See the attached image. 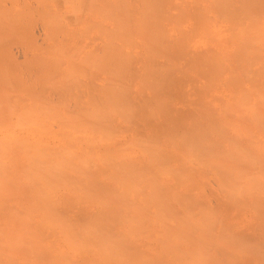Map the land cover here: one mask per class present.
Instances as JSON below:
<instances>
[{"label": "rangeland", "instance_id": "374dc122", "mask_svg": "<svg viewBox=\"0 0 264 264\" xmlns=\"http://www.w3.org/2000/svg\"><path fill=\"white\" fill-rule=\"evenodd\" d=\"M213 1L190 53L0 0V264H264V0Z\"/></svg>", "mask_w": 264, "mask_h": 264}, {"label": "bare ground", "instance_id": "6f19581e", "mask_svg": "<svg viewBox=\"0 0 264 264\" xmlns=\"http://www.w3.org/2000/svg\"><path fill=\"white\" fill-rule=\"evenodd\" d=\"M63 1L65 2V0H63ZM67 1H68L69 5H68L67 2H65L67 4V6H68V9H66V10L68 12H70L71 14H69L68 12L65 11L67 13L66 16H65V26H66V29H68V31H66V36L65 37L73 38V37H76V36H79V37L81 36V37L85 38L84 36H89V37H97V36L99 37V36H101L102 37V35H104L105 37L103 36V38L106 39L105 42H107V44H108V45H105V47L106 46L109 47L110 50H112V48L114 50V48L117 46V45L114 46L113 44H111L112 42L115 41L116 36H118V38H119V36L121 37V35L122 36L126 35V37L128 35V37L129 36L132 37V38H130V40L132 41V39L134 38L132 35H133V33L135 31L139 34V35H136V33H135L134 34L135 37L139 36L138 38L142 39V41L144 40V43L142 44L141 47L144 46L145 49H147V50L149 49L151 51L154 50V48L156 47V43H154L155 41H160L159 43L168 44L167 47H166L167 50H171L172 48H174L175 45L180 43L181 45L184 46L183 47L184 49H181V50H184V51L188 52L189 50H192V48H193V47L192 48L190 47V44L192 42H193L192 43L193 46H195L196 43H198V46H199L200 43L203 44L204 46L205 45L209 46V44L211 43V40H213L212 39L213 38V36H212V33H213L212 32V30H213L212 29V20H213L212 19L213 18L212 12L214 11L213 7H215L214 4H213L214 3L213 0H134L137 5L134 6L133 5L134 3L132 2L133 3L132 7L129 5L130 4L129 0H67ZM48 4H49V2H48ZM101 5L103 7L100 9ZM58 6L60 7L59 2H58ZM67 6H66V8H67ZM43 7H45V6H43ZM104 7H105V9H104ZM117 8H119V9L122 8V11L125 10V12L123 13L122 11H120L121 13H119ZM60 12L61 11L58 10V13H60ZM116 12H118L119 14L116 13ZM55 18L56 17L54 16L53 19L56 20ZM53 19H52V21H54ZM57 19H58V17H57ZM123 19H125V20L123 21ZM47 20H49V19H47ZM117 20L119 21L118 23H116ZM87 21H95V22H91V23H94L93 27H92L93 24L91 25V23L88 22L90 27H91V29H90L91 32H90V30H88L89 29V25H88ZM97 21H102V22H97ZM108 21H109V24H108ZM122 21H123V23H121ZM83 22L85 23V26L84 25L81 26V23L83 24ZM124 22H126V23H124ZM54 23L56 25V22H54ZM79 23H80L81 27L84 26L85 28L84 29L80 28L81 31L78 30L79 28L78 29L75 28V29L78 30V31L76 30L77 32H75L73 29L72 30L70 29L72 26H74L76 24L78 25ZM115 23L118 26L121 25V27H122V24L125 25V27L124 26L122 28L119 27V28H121V30L119 31L120 33H118V30H117L119 28L116 25H114ZM80 26L78 25V27H80ZM87 26H88V29H87ZM56 27H57V25H56ZM116 27H117V29H115ZM60 29L61 28H59V30ZM62 29L64 31L63 27H62ZM151 33H153L155 36L153 34L151 35ZM170 33H171V36L172 35H176L177 36L178 41L176 40L175 41L176 43L175 42L173 43V41H172V43H170V42L167 43L165 41V37H168V35L170 36ZM65 37H62V38H65ZM137 37L135 39H137ZM121 38H123V37H121ZM121 38H119V41H120ZM153 38H155V39H153ZM76 39H81V38L77 37ZM150 39H151V43L149 45L150 41H148V40H150ZM131 41H130V43H131ZM195 41H196V43H195ZM124 44H123V46H124ZM132 44H134V43H132ZM147 50H145V51H147ZM196 50H197V48L195 47V49L192 52L197 53ZM106 51L109 52L107 49H105V52ZM187 52H185V53H187ZM192 52H190V53H192ZM92 53H90V54H92ZM94 54H97V53H93L92 55L94 56ZM75 64H76V62H75ZM70 68H71V65H70L69 69ZM81 69H83V68H81ZM70 72H72V71H70ZM2 110H0V111H2ZM0 114H1V112H0ZM32 114H34V113H32ZM65 125H66V123L64 124V126ZM67 125H68V123H67ZM65 127H67V126H65ZM12 152H15V151L12 150ZM15 154H17V153H15ZM14 158L18 159L16 157H14ZM19 180H21V179H19ZM17 183H18V181H17ZM2 186L5 188L6 185L2 184ZM21 186L24 187L23 184ZM3 187L2 188L0 187V188L3 189ZM6 188H7V186H6ZM9 191H7V192H9ZM40 192L42 193V191H40ZM41 193H40V195H41ZM1 194H2V191H1ZM10 194H13V193H10ZM5 198H6V196H5ZM22 219H24V218H21V220ZM9 222H12V221H9ZM28 222H30L29 219H28ZM50 222H52V221H50ZM7 224H8V222H7ZM48 224H49V222H48Z\"/></svg>", "mask_w": 264, "mask_h": 264}]
</instances>
